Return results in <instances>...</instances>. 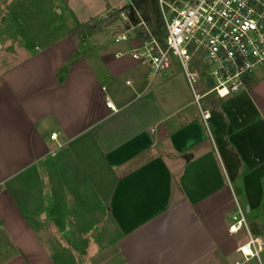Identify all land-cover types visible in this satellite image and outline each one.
Listing matches in <instances>:
<instances>
[{
    "label": "crops",
    "instance_id": "crops-1",
    "mask_svg": "<svg viewBox=\"0 0 264 264\" xmlns=\"http://www.w3.org/2000/svg\"><path fill=\"white\" fill-rule=\"evenodd\" d=\"M113 7L82 4L78 25L0 74V264L242 261L237 205L264 239V63L200 107L185 76L151 80L117 55L134 39L105 49L103 30L72 34Z\"/></svg>",
    "mask_w": 264,
    "mask_h": 264
},
{
    "label": "built area",
    "instance_id": "built-area-1",
    "mask_svg": "<svg viewBox=\"0 0 264 264\" xmlns=\"http://www.w3.org/2000/svg\"><path fill=\"white\" fill-rule=\"evenodd\" d=\"M157 5L161 37L132 0L120 8L123 30L113 40L136 42L118 56L129 54L148 66L151 80L174 73V63H178L200 107L211 93L224 98L247 89L248 78L264 63V0H157ZM132 16L138 20L133 21ZM206 85L207 90L200 92V86ZM202 115L208 119L210 112L202 109ZM51 138L56 139L57 134L52 133ZM242 230L248 239L237 248L243 260L234 264L259 259L264 250V239L250 234L246 210L237 205L228 231L237 234Z\"/></svg>",
    "mask_w": 264,
    "mask_h": 264
},
{
    "label": "rangeland",
    "instance_id": "rangeland-1",
    "mask_svg": "<svg viewBox=\"0 0 264 264\" xmlns=\"http://www.w3.org/2000/svg\"><path fill=\"white\" fill-rule=\"evenodd\" d=\"M105 2L115 7L104 17L99 19L97 16L96 21L88 24L96 23L103 30L98 36L104 42L102 45L105 49L124 48L127 43H116L113 35L123 30L124 22L117 10L119 12L129 0H0V74L29 55L35 46L39 48L42 39L59 37L78 25L73 20L75 13L81 11L82 4L85 6L84 12L92 14L101 10ZM93 41L91 37L86 43ZM173 68L175 71L170 76H184L178 63H174Z\"/></svg>",
    "mask_w": 264,
    "mask_h": 264
},
{
    "label": "trees",
    "instance_id": "trees-1",
    "mask_svg": "<svg viewBox=\"0 0 264 264\" xmlns=\"http://www.w3.org/2000/svg\"><path fill=\"white\" fill-rule=\"evenodd\" d=\"M142 17L148 23V25L153 29L154 33L158 36H162L161 30V17L157 5V0H132ZM118 13V10H117ZM133 21L138 19L135 16H132ZM101 29L97 24H84L79 26L72 34H83V33H94L100 31Z\"/></svg>",
    "mask_w": 264,
    "mask_h": 264
}]
</instances>
